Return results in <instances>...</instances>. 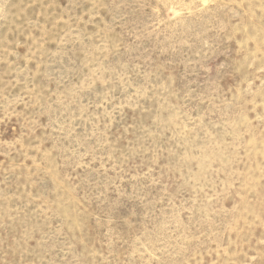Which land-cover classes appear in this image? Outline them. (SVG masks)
Listing matches in <instances>:
<instances>
[{"label": "rangeland", "instance_id": "obj_1", "mask_svg": "<svg viewBox=\"0 0 264 264\" xmlns=\"http://www.w3.org/2000/svg\"><path fill=\"white\" fill-rule=\"evenodd\" d=\"M0 264H264V0H0Z\"/></svg>", "mask_w": 264, "mask_h": 264}]
</instances>
